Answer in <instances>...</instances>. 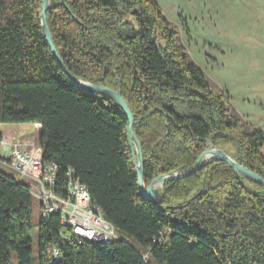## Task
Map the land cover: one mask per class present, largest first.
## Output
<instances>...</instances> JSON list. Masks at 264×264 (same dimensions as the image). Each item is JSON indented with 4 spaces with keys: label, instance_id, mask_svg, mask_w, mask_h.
<instances>
[{
    "label": "trees",
    "instance_id": "trees-1",
    "mask_svg": "<svg viewBox=\"0 0 264 264\" xmlns=\"http://www.w3.org/2000/svg\"><path fill=\"white\" fill-rule=\"evenodd\" d=\"M41 6V0H0V125H39L41 163L56 164L61 181L72 169L123 236L69 245L59 216L40 218L34 259V199L28 185L0 170V264H12V254L16 264H264V188L213 160L164 183L161 205L147 203L123 110L69 81L43 35ZM45 17L66 71L126 103L146 187L191 170L211 149L264 180L262 134L246 133L230 115L156 2L50 0ZM52 248L58 261L48 256Z\"/></svg>",
    "mask_w": 264,
    "mask_h": 264
},
{
    "label": "rangeland",
    "instance_id": "rangeland-1",
    "mask_svg": "<svg viewBox=\"0 0 264 264\" xmlns=\"http://www.w3.org/2000/svg\"><path fill=\"white\" fill-rule=\"evenodd\" d=\"M153 1L178 33V44L190 63L200 69L215 93L223 95L230 115L240 121L246 133L260 132L264 138V0ZM2 130L15 133L19 129L3 126ZM37 132L36 125H25L21 130L33 138ZM15 142L31 141L24 138ZM260 152L264 155V145ZM39 219V206L33 200L34 259ZM125 238L142 252L133 240ZM11 260L16 264L13 254Z\"/></svg>",
    "mask_w": 264,
    "mask_h": 264
},
{
    "label": "built area",
    "instance_id": "built-area-1",
    "mask_svg": "<svg viewBox=\"0 0 264 264\" xmlns=\"http://www.w3.org/2000/svg\"><path fill=\"white\" fill-rule=\"evenodd\" d=\"M4 146L9 148L5 156L1 154ZM39 150L38 143L34 141L27 144L0 140V166L16 180L28 181L30 195L39 206L40 218L59 216L61 238L69 245L79 246L76 238H71V231L83 232L96 242H117V237L121 236L104 220L99 207L91 201L88 190L79 189V180L73 170L68 168L61 181L59 167L42 164ZM48 256L53 261L61 258L56 248L50 249Z\"/></svg>",
    "mask_w": 264,
    "mask_h": 264
},
{
    "label": "water",
    "instance_id": "water-1",
    "mask_svg": "<svg viewBox=\"0 0 264 264\" xmlns=\"http://www.w3.org/2000/svg\"><path fill=\"white\" fill-rule=\"evenodd\" d=\"M41 2H42V6H41V13H40V21H41V27H42L43 35L45 37V40H46L48 47L51 50L53 57L58 62L59 66L61 67L62 71L67 76L69 81L73 84L74 87H76L78 90H80L84 93L97 94V95H102V96L109 98L110 100L115 102L123 110V112H124V114L128 120V123H129L128 132H129V137H130V140L132 143L131 146H132V149L135 150L136 155H137V162L135 165V171H136V175H137L138 189H139L140 195L142 196V198L147 203L157 205V206L161 205L162 195L160 194L159 191L162 190L164 183L169 182V181H176V180L188 177V176L192 175L193 173H195L201 166L208 164L213 160L226 163L230 168H232L238 175H240L244 179L255 182L264 188V180L262 178H260L259 176L248 171L246 168L235 163L231 159V157L228 156L226 153H224L220 150H214V149L205 151L202 154V156L199 157V159L197 160V162L195 163L194 167L191 170L181 172V173H174V174L169 175V176L159 177V178L153 180L146 187L144 184V181H143L142 152H141L140 145H139V143L135 137V134L133 132V128H132L133 118L131 116V113H130L126 103L121 99V97L116 92H114L110 89H105V88H101L98 86H94V85L90 84L89 82L76 80L66 71V69H65L63 63L61 62L60 57L58 56V53L56 52V49L53 45V41H52L51 35L49 33V30H48L47 24H46L45 14H46L47 8L50 4V0H41ZM155 185L159 186L158 190L154 188Z\"/></svg>",
    "mask_w": 264,
    "mask_h": 264
},
{
    "label": "crops",
    "instance_id": "crops-1",
    "mask_svg": "<svg viewBox=\"0 0 264 264\" xmlns=\"http://www.w3.org/2000/svg\"><path fill=\"white\" fill-rule=\"evenodd\" d=\"M3 126H14L15 128H18L19 130L17 132H15V133H9V132H6V131L2 130V127ZM27 126H29V125H27ZM24 127H25V125H7V124L6 125H0V140L2 142H4V143L15 142V141H18V140H22L24 138H27L29 141H35V140H37L38 134H37V137L36 138L30 137L28 135H23L21 133V130ZM36 129L39 132L40 126L39 125H36ZM3 149L6 151V154L4 153V150ZM8 150H9V148L7 146L2 147L1 154L4 155V156L7 155L8 154ZM0 170H3L4 172H8V171H6L1 166H0ZM21 183H24L25 185H28V181H21Z\"/></svg>",
    "mask_w": 264,
    "mask_h": 264
},
{
    "label": "bare ground",
    "instance_id": "bare-ground-1",
    "mask_svg": "<svg viewBox=\"0 0 264 264\" xmlns=\"http://www.w3.org/2000/svg\"><path fill=\"white\" fill-rule=\"evenodd\" d=\"M155 189H157V185L154 186ZM79 189L81 190H85V188L79 183ZM75 237L77 238V243H80L82 241H88V242H92V243H96V244H107L105 242H96L95 240H92L91 238H89L88 235L83 234V232L80 231H71V238ZM120 239V237H117V241Z\"/></svg>",
    "mask_w": 264,
    "mask_h": 264
}]
</instances>
